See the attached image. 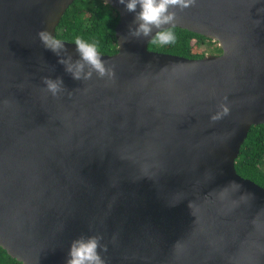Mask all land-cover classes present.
I'll return each mask as SVG.
<instances>
[{
	"label": "water",
	"instance_id": "water-1",
	"mask_svg": "<svg viewBox=\"0 0 264 264\" xmlns=\"http://www.w3.org/2000/svg\"><path fill=\"white\" fill-rule=\"evenodd\" d=\"M74 0H0V247L66 264L104 237L108 264H264V187L235 161L264 123V0H195L175 27L218 42L199 58L148 49L119 15L111 79H74L37 33ZM139 11V8L137 9ZM87 71V68L85 69ZM63 80L51 96L43 77Z\"/></svg>",
	"mask_w": 264,
	"mask_h": 264
},
{
	"label": "clouds",
	"instance_id": "clouds-1",
	"mask_svg": "<svg viewBox=\"0 0 264 264\" xmlns=\"http://www.w3.org/2000/svg\"><path fill=\"white\" fill-rule=\"evenodd\" d=\"M194 2L195 0H119L127 11L136 14L137 27L134 30L130 29L134 36L149 37L152 36L153 28L161 29L164 25H170L152 36L151 42L159 45L175 44L177 36L174 31L176 20L174 9H186ZM37 37L45 49L52 51L58 57H61L62 51H65L64 38L47 30L39 31ZM71 43L75 44L80 59L73 63L70 56L67 59L61 57L59 63L66 66V71L71 73L74 79L88 80L92 78L93 73L100 79L113 78L114 71L102 58L97 43L79 36ZM42 81L45 91L51 96L57 97L63 93L62 78L52 79L46 76ZM103 239L100 234L82 235L74 239L69 247L66 264H108L103 255L107 252V245L103 243Z\"/></svg>",
	"mask_w": 264,
	"mask_h": 264
},
{
	"label": "trees",
	"instance_id": "trees-1",
	"mask_svg": "<svg viewBox=\"0 0 264 264\" xmlns=\"http://www.w3.org/2000/svg\"><path fill=\"white\" fill-rule=\"evenodd\" d=\"M119 15L102 0H74L56 28V35L72 42L77 36L95 42L101 54L117 51L115 26ZM177 40L172 45L149 42L148 49L160 53L199 58L210 50L220 53L218 42L198 33L175 27ZM236 172L264 187V123L252 125L235 161ZM0 264H21L0 247Z\"/></svg>",
	"mask_w": 264,
	"mask_h": 264
},
{
	"label": "rangeland",
	"instance_id": "rangeland-1",
	"mask_svg": "<svg viewBox=\"0 0 264 264\" xmlns=\"http://www.w3.org/2000/svg\"><path fill=\"white\" fill-rule=\"evenodd\" d=\"M216 52V50H210L209 52H207V53H212V54H214Z\"/></svg>",
	"mask_w": 264,
	"mask_h": 264
},
{
	"label": "flooded vegetation",
	"instance_id": "flooded-vegetation-1",
	"mask_svg": "<svg viewBox=\"0 0 264 264\" xmlns=\"http://www.w3.org/2000/svg\"><path fill=\"white\" fill-rule=\"evenodd\" d=\"M215 54H219V53H215Z\"/></svg>",
	"mask_w": 264,
	"mask_h": 264
},
{
	"label": "bare ground",
	"instance_id": "bare-ground-1",
	"mask_svg": "<svg viewBox=\"0 0 264 264\" xmlns=\"http://www.w3.org/2000/svg\"><path fill=\"white\" fill-rule=\"evenodd\" d=\"M244 143V142H243Z\"/></svg>",
	"mask_w": 264,
	"mask_h": 264
}]
</instances>
